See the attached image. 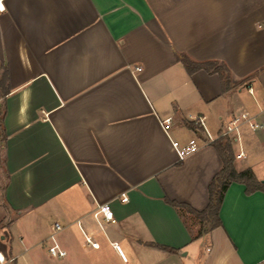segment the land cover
I'll return each mask as SVG.
<instances>
[{"label": "crops", "instance_id": "1", "mask_svg": "<svg viewBox=\"0 0 264 264\" xmlns=\"http://www.w3.org/2000/svg\"><path fill=\"white\" fill-rule=\"evenodd\" d=\"M263 110L264 0H0V264H264V191L192 212L223 167L195 120Z\"/></svg>", "mask_w": 264, "mask_h": 264}, {"label": "trees", "instance_id": "2", "mask_svg": "<svg viewBox=\"0 0 264 264\" xmlns=\"http://www.w3.org/2000/svg\"><path fill=\"white\" fill-rule=\"evenodd\" d=\"M185 64L187 70L192 73L200 69L210 70L216 66L215 64H196L191 62L186 57H179ZM218 73L220 70H217ZM231 82V79H229ZM213 147L217 149L221 158L223 167L222 170L215 176L209 187L210 203L207 209L203 212L192 211L202 222L203 227L200 235H205L209 231L220 227L221 221L219 218L220 209L223 204L224 196L232 183H240L245 185L246 193L251 195L258 191H264V183L258 181L251 169H246L238 172L234 166L235 153L234 142L231 139H222L214 142ZM160 248L159 246H155Z\"/></svg>", "mask_w": 264, "mask_h": 264}, {"label": "built area", "instance_id": "3", "mask_svg": "<svg viewBox=\"0 0 264 264\" xmlns=\"http://www.w3.org/2000/svg\"><path fill=\"white\" fill-rule=\"evenodd\" d=\"M137 71H141V69L138 68ZM248 91L252 95V89L250 88ZM261 114L264 115V110L261 112ZM204 121L205 118H198L195 120V124L203 128L207 138V142L209 144H213L214 142L222 139H231L232 141L239 143V145L241 146V132L244 127H248L251 131H261L264 129V123L258 122L255 119V117L249 113H243L238 116H235L217 137H213L208 131V129L205 127ZM170 124L171 123L169 121L166 122L164 128L167 129ZM175 148L180 160L186 159L189 155L197 151V149L194 147L189 146L185 148H179L176 144H175ZM237 158L246 159V156L242 150L237 156ZM124 201H126V199H124ZM101 213L103 214L105 219L112 220V213L109 212L108 209H101ZM61 230H62L61 226L59 224H56L54 227L55 233H58ZM50 241L52 244L48 248L49 255L52 258H65L67 256V252L62 250L60 246L57 244L55 240V234H53L50 237ZM116 249L121 254L123 260H126L120 248L117 246Z\"/></svg>", "mask_w": 264, "mask_h": 264}, {"label": "rangeland", "instance_id": "4", "mask_svg": "<svg viewBox=\"0 0 264 264\" xmlns=\"http://www.w3.org/2000/svg\"><path fill=\"white\" fill-rule=\"evenodd\" d=\"M241 96L246 98V100H248L249 102H252L251 97L248 96L247 90H245L241 94ZM253 132L255 134V133H258L260 131H251L248 127H244V129L242 130V133H244L242 137L245 139V141L248 142V144H250L252 146V148L256 149L255 151H259L258 152L259 157H256V158L254 157L249 162V165H252V167H253L252 171H253L256 179L258 181L263 182L264 180H262V179H264V145L257 144V141L254 139V136L252 135Z\"/></svg>", "mask_w": 264, "mask_h": 264}, {"label": "water", "instance_id": "5", "mask_svg": "<svg viewBox=\"0 0 264 264\" xmlns=\"http://www.w3.org/2000/svg\"><path fill=\"white\" fill-rule=\"evenodd\" d=\"M263 183H264V181H263Z\"/></svg>", "mask_w": 264, "mask_h": 264}]
</instances>
